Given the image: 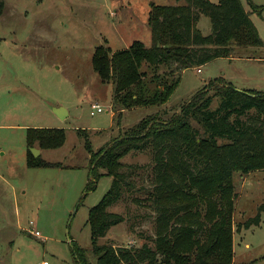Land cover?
Wrapping results in <instances>:
<instances>
[{
    "label": "rangeland",
    "instance_id": "obj_1",
    "mask_svg": "<svg viewBox=\"0 0 264 264\" xmlns=\"http://www.w3.org/2000/svg\"><path fill=\"white\" fill-rule=\"evenodd\" d=\"M241 3L264 43V0ZM4 4L0 12V264H75L72 243L87 251L90 264H96L89 215L111 190L113 178L100 171L103 175L88 191L93 168L88 143L96 154L148 117L167 122L218 79L239 90L264 92V61L246 59H264V48L236 47L228 57L188 69L167 104L127 110L115 118L112 84L103 83L92 65L96 49L118 52L137 41L150 48L151 11L154 6L176 5L177 0H4ZM211 27L207 16L197 24L204 35ZM96 103L106 112L92 116ZM60 107L69 113L65 120L54 112ZM31 129L64 130L63 147L36 146L53 167L27 166ZM149 154L131 152L123 158L125 164L143 169L133 177L134 189L109 209L122 214L124 222L112 227L100 246L140 248L155 239L153 207L134 202L144 198L149 186ZM233 185L237 197L233 264H264V212L260 225L243 227L264 207V172L236 173ZM35 231L40 236L32 234Z\"/></svg>",
    "mask_w": 264,
    "mask_h": 264
},
{
    "label": "trees",
    "instance_id": "obj_2",
    "mask_svg": "<svg viewBox=\"0 0 264 264\" xmlns=\"http://www.w3.org/2000/svg\"><path fill=\"white\" fill-rule=\"evenodd\" d=\"M4 7L0 0V12ZM202 16L211 20L208 35L197 28ZM148 24L150 48L137 41L118 52L99 47L94 54V70L103 83L112 84L115 118L127 110L167 104L188 69L228 57L236 47L264 48L241 0H177L176 5L154 6ZM65 139L62 129L29 130L27 166L53 167L32 149H59ZM87 149L93 166L88 191L103 175L100 171L113 178L111 190L89 215L96 264H233V177L264 172V92L239 90L218 79L167 122L148 117L96 154L89 143ZM146 151L149 186L134 202L153 207L155 239L140 248L100 246V239L124 222L122 214L109 209L134 189L133 177L143 169L122 160ZM262 212L264 207L243 227L260 225ZM72 253L75 264H90L87 251L73 243Z\"/></svg>",
    "mask_w": 264,
    "mask_h": 264
},
{
    "label": "water",
    "instance_id": "obj_3",
    "mask_svg": "<svg viewBox=\"0 0 264 264\" xmlns=\"http://www.w3.org/2000/svg\"><path fill=\"white\" fill-rule=\"evenodd\" d=\"M54 112L57 115V117H59L61 120H65L69 116V113L63 107L55 109ZM32 153L35 157H39L41 154L40 150L38 149H32Z\"/></svg>",
    "mask_w": 264,
    "mask_h": 264
},
{
    "label": "built area",
    "instance_id": "obj_4",
    "mask_svg": "<svg viewBox=\"0 0 264 264\" xmlns=\"http://www.w3.org/2000/svg\"><path fill=\"white\" fill-rule=\"evenodd\" d=\"M198 72L201 73L202 71L199 70ZM104 112H106V108L103 107V106H101L100 104L96 103V104H94V105L92 106V112H91V115H92V116H96L97 114H102V113H104ZM31 225L34 226V223L31 222ZM32 234H34L35 236H40L39 231H35V232H33ZM44 264H47V263H44Z\"/></svg>",
    "mask_w": 264,
    "mask_h": 264
},
{
    "label": "crops",
    "instance_id": "obj_5",
    "mask_svg": "<svg viewBox=\"0 0 264 264\" xmlns=\"http://www.w3.org/2000/svg\"><path fill=\"white\" fill-rule=\"evenodd\" d=\"M232 59H234V58H232ZM246 59H252V58H246ZM254 60H258V61H264V59L263 58H255ZM247 90H251V89H247ZM41 152V151H40Z\"/></svg>",
    "mask_w": 264,
    "mask_h": 264
}]
</instances>
